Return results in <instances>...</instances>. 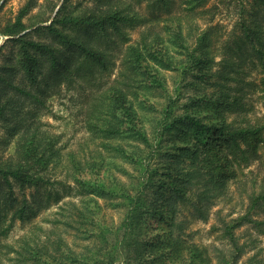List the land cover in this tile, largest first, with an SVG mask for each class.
Here are the masks:
<instances>
[{"label": "trees", "instance_id": "trees-1", "mask_svg": "<svg viewBox=\"0 0 264 264\" xmlns=\"http://www.w3.org/2000/svg\"><path fill=\"white\" fill-rule=\"evenodd\" d=\"M135 1L137 4L143 2ZM180 1L184 6L181 13L173 14L174 0H148L153 8L151 18L142 14L129 0H99L89 8V14L87 11L79 13L81 4L72 7V0H64L59 8V2L51 0L47 10L52 13L29 24L25 17L35 2L28 0L15 21L0 28V33L11 36L7 42L14 43L11 53L0 64V264L113 262L111 255L102 262L94 250L90 249L91 255L79 257L73 247H64V244H69L61 224L64 221L69 225L70 222L59 218L51 219L52 231L44 233L46 240L42 241L36 230L47 229L41 223H33V227L19 240L23 250L18 251V256H8L3 260V248L14 246L2 240L11 233L16 219L26 221L34 203L50 202L59 186L67 190L72 200L60 204L64 195L57 193L59 208L55 213L66 215V205L73 203L74 213H69L68 217L79 216L75 219L85 227L84 231H88L91 225L98 233L101 243L94 248L99 256L104 255L106 244L111 243L107 238L111 226L99 203L104 199L125 212L117 229L123 231L119 242L124 251L127 249L125 261L128 264L132 259L135 264H171L172 260L181 257L180 239H168L172 230L165 238L148 236L146 227L150 220L164 215L163 206L177 204L178 199L173 201L175 195L178 198L188 190L187 184L192 179L206 184L207 189L201 196H207L214 190L224 191L228 179L236 173L234 165L250 168L256 161L262 162L260 149L264 143V116L258 117V122L254 123L246 120L247 126L239 125L234 129L226 120L218 123L206 120L211 110L220 117V110H233L243 105L242 97H232L226 91L228 81L232 79L228 72L223 74V82L218 83L217 91L194 94L181 106V94L177 99L169 96L159 114L157 105L148 98L145 90H156L165 85L161 69L182 70L185 87L194 86L198 90L200 83H211L212 75L207 69L214 62L216 25L200 29L194 45L183 32L185 22L189 26L190 38L195 28H201L199 19L206 12L201 7L209 0ZM246 11L243 9L241 29L253 43L260 59L263 77L253 86L258 89L259 85L263 86L264 98V31L256 18L245 16ZM51 15H54L52 22L43 25ZM164 15L168 17L163 18ZM162 18L168 21L165 34L149 27L141 40L129 43L127 47L129 53L125 64L131 73L122 75L127 74V78L137 81L138 86L124 80L117 81L100 94L91 96L88 126L95 141L99 139L96 146L83 155L77 150L63 152L57 143L58 136L43 128L42 116L48 99L55 91H61L64 82L72 87L75 76L96 86L98 77L113 70L111 67L115 61L109 51L110 46L106 43L101 47L95 43L97 39L111 35L110 29L128 42L127 27ZM28 28L31 29L26 31ZM6 43L1 46L0 54ZM191 73L195 78L192 82L187 81ZM201 106L208 112L202 114ZM167 137L172 142L177 138L184 142L167 148ZM186 160L191 164L187 165ZM262 166L264 162L259 169ZM61 175L68 176L69 180H60ZM239 184L249 200L248 220L256 223L264 234V218H261L264 213V175L252 169ZM168 189L171 190L170 195L167 194ZM76 199L83 204L84 213L77 212L79 205ZM258 214L261 217L255 218ZM172 224L174 221L170 222ZM53 233L57 236L51 240ZM40 242L43 247H39ZM45 242L53 245L58 256L43 253L48 247ZM194 248L197 251L195 257H201L205 252L198 246ZM166 249L169 250L166 252ZM130 251L136 256L129 261ZM255 262L252 264H264Z\"/></svg>", "mask_w": 264, "mask_h": 264}, {"label": "rangeland", "instance_id": "rangeland-1", "mask_svg": "<svg viewBox=\"0 0 264 264\" xmlns=\"http://www.w3.org/2000/svg\"><path fill=\"white\" fill-rule=\"evenodd\" d=\"M27 1L6 0L5 3L1 1L0 4L3 3V6L0 11V28H4L10 22H14ZM63 1L54 0V2H59L58 8L63 4ZM129 1L137 5L142 14L152 18L153 8L149 6L148 0H143L140 4H137L135 0ZM34 2L35 6L30 11V14L25 17V21L29 24L38 22L43 19L42 16L46 18L52 13L47 10L51 0H34ZM98 3L99 0H72L71 2L72 7L81 4L79 13L87 11L88 14L91 10L89 8ZM183 7L180 0H174L172 5L173 14L181 13ZM201 8L206 10L203 17L199 19L198 24L201 28H195L192 38H190L188 35L189 26L185 22L183 32L194 45V38L197 37L200 29L216 25L215 34L213 35L215 40L213 42L214 62L211 68L207 69L210 75H212L210 78L211 83H197L201 86L198 90L194 86L185 87L186 82L184 81L182 70L161 69L162 77H160L165 80V85L156 90H145L147 96L157 105L159 109L157 114H159L169 96L177 99L178 95L181 94L179 103L181 106L194 94L217 91L219 89L218 83L223 82V74L228 72L227 74L232 79L228 81L227 86L229 85V87L226 91L232 97H242L240 100L243 105L233 110H220V117H218V114L214 110L209 112L208 110H203L202 106L199 108L200 112L202 114H204L203 112L210 114L209 118L206 119L207 122L218 123L221 120H226V122L231 124L232 129L239 127V125L247 126L248 122L246 120L253 121V123L258 122V117L264 116V98L262 97L263 91H261L263 90V86L259 85L258 89L256 86H253V83L261 81L263 77L261 73L262 68L260 67L258 54L253 48V43L248 40L247 35L241 29V20L243 9H247L245 16L250 18L252 15V17L256 18L262 24L264 31V2L257 0H209ZM92 13L98 12L92 11ZM53 17L54 15H51L50 20L42 24H50ZM165 17H168V15L163 16V18ZM163 18L162 20L151 19L149 22L143 21L133 27H127L130 35L128 42H125L121 36L115 35L113 30L110 29L109 33L111 35L109 34L105 38L97 39L98 41L95 43L101 47H104L106 43L110 46L109 51L113 53V60L115 61L114 67H111L113 70L104 76L98 77L96 79L98 85L96 86H92L85 78L75 76L76 79L72 87L64 82L61 91L59 93L55 91V94L48 99L47 108L44 110L42 116L43 128L58 136L57 143L63 152L68 153L72 150H77V153L83 155L96 146V142L99 139L95 141L94 134L88 126V108L90 100L94 96L93 94H100L104 89L122 80L138 86L137 81L127 78V74L122 75L124 72L131 73L130 70L126 69L127 65L125 64L129 53L127 47L129 43L141 40L143 32L147 31L149 27H154L155 31L165 34V27L168 21H164ZM30 29L28 28L26 31ZM10 37V35L0 33V48ZM13 47L14 43H6L4 50L0 54V64L5 61L6 56L11 53ZM74 75H77V72H74ZM187 77V81L192 82L195 79L192 73ZM98 86H100L99 89H97ZM179 112H183V110H179ZM194 136L195 134L192 135L191 139ZM175 141L177 142L174 143ZM175 141L172 142L170 137H167L165 139V143H168L167 148H172L174 146L172 144L184 142L182 138H177ZM260 151L263 154L262 162H264V143H262ZM162 160L167 161L166 159ZM262 162L258 160L250 168H244L237 164L234 165L233 168L236 173L228 179L224 191L214 190L211 192V195L208 194L207 196H201L203 190L207 189L206 184L197 183L196 179H192L187 184L188 190H185L178 198L175 195L173 201L178 199L177 204L163 206L162 212L164 211V215L160 214L157 218L150 220V223L146 227L148 236L165 238L172 230V235L168 239H180L181 257L172 260L171 264H252L256 263L255 261H262L264 263V234L256 223L248 220L250 218H248L249 214L247 211L249 200L245 195L247 193L243 192V187L239 184V181L245 178L246 174L252 169L258 171L263 176L264 166L259 169ZM186 164L190 165L191 161L186 160ZM60 178H62L60 180H69V177L65 175H61ZM247 187H250V182L247 184ZM56 190L58 192H54L55 197L50 202L34 203L32 213H30V217L26 221L19 218L16 219L11 233L2 240L4 243L14 246L13 248H3V260H7L8 256H18V251L23 250V244L19 240L29 228L33 227V223H41L47 229L45 231L36 230L37 234H41L42 241L43 239L46 240L44 233L52 231L53 225L51 219L59 218L60 220H68L70 222L69 225L64 224V221L61 224L64 237L69 244H64V247H73L77 254H79V257L82 254L91 255V250H94L102 262L106 260L105 257L109 258L111 255L113 262H104L103 264H128L125 261L127 249L124 251V247L119 242L123 231L117 229L125 217L123 209L114 208L111 201L108 203L104 199H100L99 203L103 208L105 219H107L111 226L107 234V238L111 243L110 245L109 243L106 244L102 253L104 255L99 256L97 249L94 248L101 243L98 233H95L91 225L88 227V231H84L85 227L81 225L78 219H75L79 218V216L73 219L68 217L69 213L72 215L74 213L73 203L66 205L67 208L64 210L66 215L60 212L55 213L59 208L56 202L57 193L64 195L60 204L72 200V196L67 194V190L63 186L57 187ZM170 192L171 190L168 189L167 194L170 195ZM29 198L32 199L31 196ZM75 201L79 205L77 212L79 214L81 211L84 213L83 204L79 203L78 199ZM171 216H174V219H171ZM256 217H261V215H255ZM261 218H264V213H262ZM173 221L174 224L171 226L170 222ZM52 236L51 240L57 236V233H53ZM49 243L45 242L48 247L44 249L43 253L47 255L54 253L55 256H58V251L52 248L53 245H49ZM33 246L36 247V245ZM43 246V243L39 244V247ZM194 246H198L202 251L204 249L205 252H202L201 257H195L197 251ZM168 250L166 249V252ZM129 254H131L129 261L132 256H136V253L132 251ZM132 262L133 259L130 264ZM135 263L133 262L132 264Z\"/></svg>", "mask_w": 264, "mask_h": 264}]
</instances>
